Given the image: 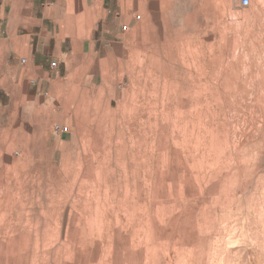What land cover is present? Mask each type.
I'll return each mask as SVG.
<instances>
[{
    "label": "rangeland",
    "instance_id": "rangeland-1",
    "mask_svg": "<svg viewBox=\"0 0 264 264\" xmlns=\"http://www.w3.org/2000/svg\"><path fill=\"white\" fill-rule=\"evenodd\" d=\"M122 11L33 133L0 110V264H264V0Z\"/></svg>",
    "mask_w": 264,
    "mask_h": 264
},
{
    "label": "crops",
    "instance_id": "crops-1",
    "mask_svg": "<svg viewBox=\"0 0 264 264\" xmlns=\"http://www.w3.org/2000/svg\"><path fill=\"white\" fill-rule=\"evenodd\" d=\"M131 21L122 0H0V110L30 120L33 133L32 120L63 93L93 84Z\"/></svg>",
    "mask_w": 264,
    "mask_h": 264
},
{
    "label": "built area",
    "instance_id": "built-area-1",
    "mask_svg": "<svg viewBox=\"0 0 264 264\" xmlns=\"http://www.w3.org/2000/svg\"><path fill=\"white\" fill-rule=\"evenodd\" d=\"M240 4H241L242 7H246V6L249 5V0H240ZM122 30L126 31L127 30V26H123ZM24 61L25 60H21V63H24ZM56 66H57L56 63H51L50 64V69H54ZM51 130H52V133L54 135H56V136L64 135V134L68 133V128L67 127L62 126V125H58V124L53 125Z\"/></svg>",
    "mask_w": 264,
    "mask_h": 264
}]
</instances>
